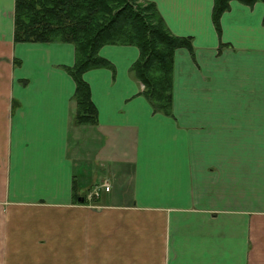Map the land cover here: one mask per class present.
I'll return each instance as SVG.
<instances>
[{
    "label": "crops",
    "instance_id": "0c3cea01",
    "mask_svg": "<svg viewBox=\"0 0 264 264\" xmlns=\"http://www.w3.org/2000/svg\"><path fill=\"white\" fill-rule=\"evenodd\" d=\"M176 49L171 114L104 45L76 123L69 42H15L0 0V264H264V2L150 0ZM109 185V190L102 188ZM97 193V194H95Z\"/></svg>",
    "mask_w": 264,
    "mask_h": 264
},
{
    "label": "trees",
    "instance_id": "16d2710c",
    "mask_svg": "<svg viewBox=\"0 0 264 264\" xmlns=\"http://www.w3.org/2000/svg\"><path fill=\"white\" fill-rule=\"evenodd\" d=\"M231 0H213L211 20L220 33V18ZM253 5L264 0H236ZM15 42H69L75 58L66 71L75 83L76 123L96 121V108L83 73L93 68H110L99 55L104 45H134L138 58L132 75L143 84V95L154 111L171 114L174 52H192L190 37L170 32L154 2L150 0H14Z\"/></svg>",
    "mask_w": 264,
    "mask_h": 264
},
{
    "label": "built area",
    "instance_id": "2783aa9c",
    "mask_svg": "<svg viewBox=\"0 0 264 264\" xmlns=\"http://www.w3.org/2000/svg\"><path fill=\"white\" fill-rule=\"evenodd\" d=\"M102 188H104V190L108 191L109 190V185L108 184H103ZM97 194V193H95Z\"/></svg>",
    "mask_w": 264,
    "mask_h": 264
}]
</instances>
